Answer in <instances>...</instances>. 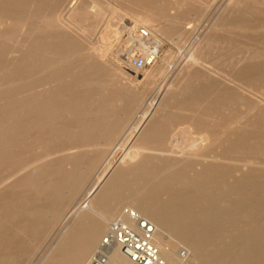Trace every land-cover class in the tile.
Returning a JSON list of instances; mask_svg holds the SVG:
<instances>
[{
    "label": "bare ground",
    "instance_id": "obj_1",
    "mask_svg": "<svg viewBox=\"0 0 264 264\" xmlns=\"http://www.w3.org/2000/svg\"><path fill=\"white\" fill-rule=\"evenodd\" d=\"M29 1L32 6L34 1ZM249 1L234 0V4L236 3L237 7L239 6L238 3L244 6ZM256 1L252 0L251 2ZM7 2L9 3V1ZM1 7L4 6L1 5ZM6 10L8 8L5 10L0 8V56H8L12 59L18 58L20 62L17 64L9 60L10 63L8 64L0 63V152H5L11 142L5 136L4 129L6 128L4 126L8 125V119L13 111L22 112L23 121L26 123L24 126L26 134H23V140L31 139L32 141L40 142L36 134L45 130H47L49 135L48 138H56L57 135L63 134L71 135L74 132H85L93 136V141H98L103 136H110V138L112 135L116 136L121 131L123 122L126 123L128 121L126 118H129L128 116L132 111L138 107L136 105L138 101H135V104L133 103L137 96L133 98V102L125 99L128 105L122 107V104H120L123 101L122 97L117 95L119 91L110 89L112 86L108 87L109 82L100 79L99 69L97 67L95 69L86 67L85 60H83L85 65L77 63L74 67L75 70H71L72 74H66L69 78L67 88H62L61 86L65 75L59 71L45 73L37 83H31L28 81L31 77H35L37 73L43 72V70L47 71L49 64H51H47L48 55L58 53L60 46L53 47L55 41L53 43L48 42V46L45 42L43 43L36 30L37 27L36 29L33 28L35 21L33 18L36 16L34 9L25 14L27 18L25 17L23 22L22 11L15 18L14 16L9 17L5 13ZM256 11L251 7L249 8V6L247 8L240 7L239 9L226 10L227 16L230 14L229 19L232 21L237 20L239 23L241 20L246 19L235 17V12L240 15L243 13L253 14ZM259 11L263 12L262 10ZM5 14L7 15L5 16ZM8 21L16 22L13 24L19 33L17 35L20 36V39L13 44L11 41L14 40L9 39L11 33L6 30V27L2 29L9 23ZM135 21L137 20L135 19ZM65 22L71 23L68 18L65 19ZM121 26L125 29L129 28L127 32L130 33V37L140 46H146L147 42H151L154 53L162 48L160 41L154 37L153 30L145 29L146 27L137 28L135 24H132L131 27H127L126 24ZM170 35L172 36V34ZM210 42V39H205L196 49L186 52L187 54L184 56H182V51H180L179 55L184 60L182 64L184 66L180 72L182 75L181 82H189L192 77L197 76V74L190 76V72L193 68L202 65L197 54L203 53ZM77 46L80 47V45L77 43L76 50ZM73 54L75 55V53ZM246 57L245 54L241 59L243 63L242 71L238 70L240 72L239 75V72H235L237 74H235L236 78L231 81L237 87H242L240 83L250 86L252 80H255L252 79L253 73H251L250 64L247 65L245 62ZM254 57L256 60L259 59L257 54ZM144 58H146V55ZM2 59L4 60L3 57ZM250 59L251 57L246 58V60ZM72 60L70 61L72 62ZM259 61L261 60L257 62ZM73 62L75 61L73 60ZM256 75H258V72ZM248 77L250 79L247 82ZM84 83L93 86L94 89L91 90L90 87V92L82 91L85 88L81 89L79 87ZM106 92L111 95L106 96ZM112 93L114 94L112 95ZM200 93L202 92L200 91ZM189 96V93L183 95L186 99H192ZM173 97L176 96L174 95ZM195 97L193 100H197L198 96ZM62 100L66 102L62 103ZM175 103L178 102L175 100ZM148 105L152 107L146 116L145 113L144 117H141L142 119L139 118L141 122L132 137H135L132 144L124 147L116 156L110 169L97 186L87 193L78 209H75L76 212L69 220V224H66L65 230L54 238L50 249L43 257L41 256L42 259L37 263L94 264L93 259L102 254L106 257L105 264H132L118 247L102 243L110 224L115 220H121L135 228L128 215V211L132 210L153 224V241L159 249L160 256L165 264H264V195H262V192H264V177L260 174L250 175L242 172L238 176L237 181L231 182V174H229L228 169L223 167L224 163L217 161L218 159L221 161L227 159L234 153H249L250 150L245 145L246 135L242 134L236 141L230 137V140L223 139L218 146L219 151L211 153L212 156H209V158L203 157L207 158V160L196 163L195 166L197 167L186 165L175 168L173 163L167 160L159 161V159L154 161L149 155L151 153L149 152L150 149L154 148L155 141L159 139L160 135H163L169 126V123L162 119L165 111V94H161L158 101L153 105L151 100H149ZM57 120H67L69 124L65 128L63 124L57 125ZM193 128L194 126L189 124L180 130L173 128L171 130L173 132L172 136L169 137L168 141L186 140L189 142L187 147L196 146L201 139L194 133ZM138 141L140 142L139 145L137 144ZM142 149H146V152ZM55 153V151H52L42 155L36 154L33 155L35 157L31 160L27 158L22 160L23 156H20L19 159L21 160L17 162L18 169L13 173L15 175L21 171H28L33 165L39 164L36 169L32 170V173L36 172V175L29 184V190L33 192V197L38 203L33 208L23 211V214L27 215V219H22L21 222L17 221L10 225V230L21 234L22 239L39 238V243H36L37 241L34 239L31 240L32 245L29 248L24 245L22 264L29 263L28 260L32 259L35 254L34 251L39 247L38 245H40L42 239L44 240L49 236V232L52 229V221L46 218L57 219L58 215L63 213L68 219V216L71 215L69 214L68 206L75 196L77 197L78 192L80 193V188L85 181L83 174L78 175L76 170H79L84 164L95 167L100 159L96 155H82L83 153L81 154V152L77 155L71 152L63 153L60 155L61 158L56 160L58 162L53 169L43 168L42 165L46 161L53 160L52 157ZM176 154L178 155V153ZM1 160L7 161V157H1L0 162ZM225 161L230 162V160ZM244 161L245 164L248 163L246 160ZM259 166H264V164H259ZM8 177L1 179L0 185L6 184V180H9ZM220 196L233 197L232 207L227 210H220L210 206L212 199L215 200L220 198ZM82 203L84 204L83 206ZM246 210L247 214L245 219H243ZM29 218L30 223L28 221ZM45 219L50 221L44 222ZM48 239L51 240L52 236L50 235ZM8 242H10L9 236L3 238V241L0 238V246H3L4 243L6 244H4V249L0 250V264H12V261L14 262L13 252ZM22 243L27 242L22 241ZM179 244L185 247L183 256L177 254Z\"/></svg>",
    "mask_w": 264,
    "mask_h": 264
},
{
    "label": "rangeland",
    "instance_id": "obj_2",
    "mask_svg": "<svg viewBox=\"0 0 264 264\" xmlns=\"http://www.w3.org/2000/svg\"><path fill=\"white\" fill-rule=\"evenodd\" d=\"M33 1L34 4L31 6L29 0H0V8L3 10L8 8L5 13L9 17L14 16L17 18L19 12L22 11V22L25 17L27 18L25 14L34 9L36 16L33 19L36 22L33 20V28L36 29L37 27L36 30L43 43L45 42L48 46V42L53 43L55 41L53 47L60 46L58 53H51L50 55L53 56L48 55V59H46L47 64H51H49L50 66L48 65V69L46 68L47 71L43 70V72H39L41 74L37 73L35 77H31L28 81L37 83L45 73L59 71L65 75L61 86L62 88H67L69 78L66 74L69 73L71 75V70H75V65L77 63L84 64L83 60H85L86 65H84L86 67L94 69L97 67L100 70H98L100 79L108 81V87H113L110 89L119 91L117 95L122 97L123 101L120 102L122 107L128 105L125 99L132 101L136 96V99L132 102L135 104V101H138L136 102L138 107L132 111L128 116L129 118H126L128 121L126 123L123 122L122 129L116 136L112 135L111 138L110 136H103L98 141H93V136L85 132H74L71 135L63 134L57 135L56 138H48L47 130L36 134L40 142L32 141L31 139L23 140L22 136L26 134V129L24 128L26 123L23 121L22 112L13 111L8 119V125L4 126L6 128L4 129L5 136L11 142L5 152H0V158L7 157V161L1 160L0 162V180L7 176H9L10 180H6V184L0 185V238L3 241V238L9 236L10 242L8 244L13 252L14 259L12 264H22V250L25 246L27 248L31 247V240L34 239L37 241L36 243H39V238L22 239L21 234L10 230L11 224L28 218L27 215L23 214L24 210L31 209L38 203L33 197V192L29 190V184L36 175V172L32 173V170L36 169L39 164L33 165L28 171H21L22 173L14 175V171L16 172L18 169L17 162L25 158L31 160L35 157L33 155L36 154L42 155L55 151L56 153L52 157L53 160L46 161L42 165L43 168L53 169L58 162L56 160L60 159V155L63 153L71 152L77 155L81 152V154L83 153L82 155L88 156L91 154L100 157L95 167L84 164L79 170H76L78 175L83 174L85 181L80 188V193L78 192L77 197L75 196L72 200L73 202L71 201L68 206L69 214H71L68 216L69 218L66 219V215L64 216L63 213L58 215L57 219L46 218L52 221L53 230L51 229L49 232V236L51 235L52 239H48L49 236L44 240L42 239L40 245H38L39 247L34 251L35 254L32 259L28 260L29 263L26 262V264H38L43 255L50 249L54 238L65 230L66 224H69V220L74 216L83 198L97 186L123 148L132 144L135 138L132 137L135 135L137 127L141 122L139 118H143L145 113L146 116L152 107L148 105L149 100H151V104L153 105L163 93L165 94V111L162 119L167 121L169 126L163 135H160L159 139L155 141L153 150L150 149L149 151L147 149L151 152L149 154L150 158L154 161H158V159L159 161L167 160L173 163L175 168L186 165L195 166L196 163L203 162L209 156H212L211 153H217L219 151L218 146L223 139L230 140L231 138L236 141L244 134L246 135L245 145L250 152L247 154L234 153L227 159L222 161L218 159L217 161L224 163L223 167L227 168L229 174H231V182L237 181L238 176L242 172L250 175L260 174L264 177V166H259V164H264V0H257L256 2H251L252 0H250L244 6L238 3V7L236 3L234 4V0ZM72 2L73 4L71 5ZM1 5L4 7H1ZM246 6L257 10L256 14L243 13L239 15V13L235 12V17L246 19L241 20L240 23L237 20L232 21L229 19L230 14L227 16V9L247 8ZM60 16L64 17V20ZM259 16L260 18H258ZM66 18L71 21L70 24L65 22ZM8 22L2 29L6 27V30L11 33L9 39L14 40L11 41L13 44L20 39V36L17 35L19 33L13 24L15 21ZM122 24H126L127 27L135 24L137 28L146 27L145 29L153 30L154 37L160 41L162 48L154 53L151 42H147L146 46H140L130 37V33L127 32L129 28H123ZM207 38L211 41L208 48L203 53L197 54L202 65L193 68L190 72V76L193 74V76L196 74L197 76L192 77V80L190 79L189 82H181L182 75L180 72L183 69L184 65L182 66V64L184 60L179 55L180 51H182V56H184L192 49H196ZM77 43L80 47L77 46L76 50ZM68 47L70 48L69 53ZM144 54L146 58L152 57V62L141 70H134L131 67V60L137 56L144 57ZM245 54L248 58L251 57L250 60L252 61L246 60V57L245 62L247 65L250 64L253 75L250 74L253 76L252 79L255 80H252L251 87L246 86V84L242 85L241 83L242 87H237L231 81H233V78H236V73L242 71L241 67L243 63L241 59ZM256 54L259 55V59L257 60L254 59ZM0 57V63L8 64L10 63L9 60L17 64L20 62L18 58ZM261 57L263 58L261 59ZM258 60L261 61L257 62ZM53 63L54 65H52ZM255 72H258V75ZM249 79L250 77L246 81L248 82ZM236 84L238 83L236 82ZM83 85L79 87L81 89L85 88L82 91L86 90L90 92V87L91 90L94 89L91 85L85 83ZM213 86L218 88L216 89ZM186 93H189V97L192 99L184 98L183 95ZM105 94L106 96L111 95L107 92ZM173 94L176 97H173ZM227 94L228 96H226ZM195 96L198 97L196 98ZM194 97L197 100H193ZM175 100L178 103H175ZM64 102L62 100V103ZM126 120L124 119V121ZM56 123L57 125L63 124L66 128L69 121L57 120ZM188 124L194 126V133L201 139L198 142L200 145L197 143L196 146L189 148L187 147L189 142L186 140L168 141L169 137L172 136L173 132L171 130L173 128L180 130ZM19 134L22 135L20 136ZM38 144L41 146L37 147ZM137 144L139 145L140 142L138 141ZM53 147L55 148L53 149ZM142 150L146 152V149ZM186 155H189V157L187 158ZM20 156L23 157L19 159ZM55 156L57 157L54 158ZM243 158L248 162V165L244 163V160L242 161ZM225 160H230V162H226ZM231 172H234V175ZM262 195H264V192H262ZM232 199L233 197L230 196H220V198H216L215 200L212 199L210 206L214 209L227 210L232 207L231 203L234 202ZM246 214L247 210L244 213L243 219H245ZM46 219L44 222L50 221H46ZM22 241L27 243H22ZM4 244L0 246V250L4 249L6 245ZM184 252V245L179 244L177 254L181 256Z\"/></svg>",
    "mask_w": 264,
    "mask_h": 264
},
{
    "label": "built area",
    "instance_id": "obj_3",
    "mask_svg": "<svg viewBox=\"0 0 264 264\" xmlns=\"http://www.w3.org/2000/svg\"><path fill=\"white\" fill-rule=\"evenodd\" d=\"M152 59V57H134L131 60V67L141 70L149 65ZM128 215L135 228L121 220H115L110 224L102 243L118 247L132 264H165L153 241V224L135 211L129 210ZM183 255L184 253L181 256ZM93 262L94 264H105L106 257L99 254Z\"/></svg>",
    "mask_w": 264,
    "mask_h": 264
}]
</instances>
